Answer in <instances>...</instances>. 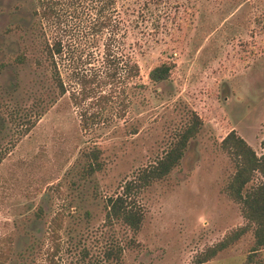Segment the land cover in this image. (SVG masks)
<instances>
[{
	"label": "rangeland",
	"instance_id": "obj_1",
	"mask_svg": "<svg viewBox=\"0 0 264 264\" xmlns=\"http://www.w3.org/2000/svg\"><path fill=\"white\" fill-rule=\"evenodd\" d=\"M161 63L171 75L154 82ZM194 113L203 125L180 164L129 192L140 229L109 218V199ZM232 130L264 153V0H0L5 264H46L56 216L62 264H193L246 223L226 189L236 160L221 143ZM254 242L250 230L205 264H264Z\"/></svg>",
	"mask_w": 264,
	"mask_h": 264
},
{
	"label": "trees",
	"instance_id": "obj_2",
	"mask_svg": "<svg viewBox=\"0 0 264 264\" xmlns=\"http://www.w3.org/2000/svg\"><path fill=\"white\" fill-rule=\"evenodd\" d=\"M48 53L54 66H56L54 56L63 53L62 44L56 42L49 46ZM171 70L168 64L161 63L150 70L149 77L154 82H162L170 77ZM138 71V65L136 63L133 64L131 72ZM59 87L62 93L66 92L67 89L61 79H59ZM202 125V119L197 113H194L190 123L181 131L164 155L155 163L141 169L134 179L127 182L124 187V193L109 199V218L121 220L130 226L133 231L137 232L143 221L144 212L140 205L136 204L128 196L129 192L136 189L142 190L154 180L163 178L178 166L184 157L189 141L197 135ZM221 145L236 160V172L230 179L226 189L229 196L241 205L246 223L226 233L220 241L199 253L193 264H205L212 260L219 252L236 243L250 230H253L255 236L252 254L264 247V153L259 155L235 130L227 134ZM261 145L264 148V138L261 141ZM90 168V171L96 169L94 163L90 165ZM257 172L261 175V181L245 191L247 184L252 181L253 176ZM62 224V218L59 216L53 218L51 232L48 236L51 249L47 254L46 264H62L57 258L62 248L60 235ZM10 255L11 247L4 248L0 252V264H5Z\"/></svg>",
	"mask_w": 264,
	"mask_h": 264
}]
</instances>
